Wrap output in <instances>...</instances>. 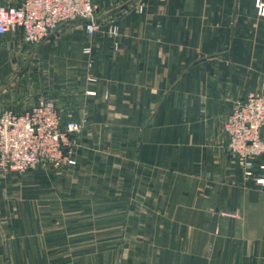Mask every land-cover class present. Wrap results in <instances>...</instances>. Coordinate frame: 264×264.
I'll return each instance as SVG.
<instances>
[{
  "label": "crops",
  "instance_id": "obj_1",
  "mask_svg": "<svg viewBox=\"0 0 264 264\" xmlns=\"http://www.w3.org/2000/svg\"><path fill=\"white\" fill-rule=\"evenodd\" d=\"M91 1L117 36L75 20L39 42L57 68L46 97L82 124L75 164L0 174V264H107L72 258L74 240L61 238L76 231L100 239L85 254L115 253L116 264H264V191L231 161L222 130L264 83L256 0ZM4 39L27 44L17 30ZM2 99L0 111L13 96Z\"/></svg>",
  "mask_w": 264,
  "mask_h": 264
},
{
  "label": "built area",
  "instance_id": "obj_2",
  "mask_svg": "<svg viewBox=\"0 0 264 264\" xmlns=\"http://www.w3.org/2000/svg\"><path fill=\"white\" fill-rule=\"evenodd\" d=\"M255 5L264 15L263 3L256 0ZM75 20L83 22L87 35L98 33L102 25L110 35H118L112 20L102 22L94 16L91 0H21L17 5H0V36L17 30L25 43L37 44L61 23ZM81 128L77 119L64 120L62 110L46 96L22 111L1 110V176L20 175L41 162L55 168L75 164L70 135ZM222 130L228 137L226 151L231 161L264 191V83L235 104Z\"/></svg>",
  "mask_w": 264,
  "mask_h": 264
},
{
  "label": "rangeland",
  "instance_id": "obj_3",
  "mask_svg": "<svg viewBox=\"0 0 264 264\" xmlns=\"http://www.w3.org/2000/svg\"><path fill=\"white\" fill-rule=\"evenodd\" d=\"M40 48H42L40 43H21L20 45H16L15 43H12V39H4L0 42V53L4 56L6 61V63L4 62L6 69L12 72L11 77H6V79L0 78V92L5 89L13 96L11 103L6 102V104H8L6 105L7 107L15 109L16 105H23L25 108H28L36 101L38 97L47 96L48 91H51L57 87H54L53 85L55 82H53L54 80L52 78V71L57 70V68H52L53 62L49 57L51 52L50 50L46 49L40 50ZM2 101L3 99L0 100V103ZM45 165L52 167L54 170L61 171L66 167L63 166L60 168H55L49 163L41 162L27 171ZM79 233L80 232L76 231V236L74 238H61V242H67L69 240L70 244L74 240V244L76 245V253L72 258H74L77 263L83 262L85 258L89 260V257L92 261H101L102 263L107 264H116L119 262L120 255L115 253H109L107 255L99 253L85 254L83 252V242L86 240V242H88L94 249L96 246H99L100 239H84L79 235ZM65 257L66 255L61 254V261ZM69 258L71 261V255H69Z\"/></svg>",
  "mask_w": 264,
  "mask_h": 264
}]
</instances>
